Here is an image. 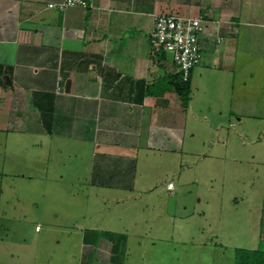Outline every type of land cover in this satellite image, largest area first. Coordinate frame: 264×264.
I'll list each match as a JSON object with an SVG mask.
<instances>
[{
  "label": "crops",
  "instance_id": "0c3cea01",
  "mask_svg": "<svg viewBox=\"0 0 264 264\" xmlns=\"http://www.w3.org/2000/svg\"><path fill=\"white\" fill-rule=\"evenodd\" d=\"M51 1L0 0L3 139L18 134L35 157L66 151L83 163L91 185L130 190L140 162L183 151L191 117L245 112L249 56L252 49L264 55V34L254 27L264 26V0H95L64 10ZM160 13L205 15L190 82L201 79L220 101L195 100L191 87L183 103L177 65L150 43ZM98 234L88 227L84 245L112 250L114 240Z\"/></svg>",
  "mask_w": 264,
  "mask_h": 264
},
{
  "label": "rangeland",
  "instance_id": "374dc122",
  "mask_svg": "<svg viewBox=\"0 0 264 264\" xmlns=\"http://www.w3.org/2000/svg\"><path fill=\"white\" fill-rule=\"evenodd\" d=\"M254 27L262 38L264 26ZM256 51L244 73L245 112L191 117L183 151L140 162L134 189L91 185L66 151L39 159L18 134H0V264H235L237 248L264 247V55ZM200 80L191 97L219 100ZM88 227L119 252L85 246Z\"/></svg>",
  "mask_w": 264,
  "mask_h": 264
},
{
  "label": "built area",
  "instance_id": "2783aa9c",
  "mask_svg": "<svg viewBox=\"0 0 264 264\" xmlns=\"http://www.w3.org/2000/svg\"><path fill=\"white\" fill-rule=\"evenodd\" d=\"M94 3L95 0H56L48 5L64 10L72 6L90 8ZM205 19L202 13L192 16L160 13L155 17L150 43L155 50L171 53L183 81L190 80L193 69L201 61L200 34L205 29ZM173 187V181L168 182V188ZM40 228V224H37L36 229Z\"/></svg>",
  "mask_w": 264,
  "mask_h": 264
},
{
  "label": "trees",
  "instance_id": "16d2710c",
  "mask_svg": "<svg viewBox=\"0 0 264 264\" xmlns=\"http://www.w3.org/2000/svg\"><path fill=\"white\" fill-rule=\"evenodd\" d=\"M164 53L165 51H160ZM191 79V78H190ZM173 81H175V87L177 91L179 92L181 99L185 105L189 103L190 99V93H191V82L183 81L181 78L180 73H177L176 76H174ZM120 245L116 244V241L114 240V246L113 251L114 253L119 252ZM121 249V248H120ZM113 260L115 261L118 259L116 254H114ZM89 257V263L91 262L92 253L88 254ZM235 264H264V247L258 246L256 248H245V247H239L235 251Z\"/></svg>",
  "mask_w": 264,
  "mask_h": 264
},
{
  "label": "water",
  "instance_id": "95a60500",
  "mask_svg": "<svg viewBox=\"0 0 264 264\" xmlns=\"http://www.w3.org/2000/svg\"><path fill=\"white\" fill-rule=\"evenodd\" d=\"M70 80L67 81V90H69Z\"/></svg>",
  "mask_w": 264,
  "mask_h": 264
}]
</instances>
